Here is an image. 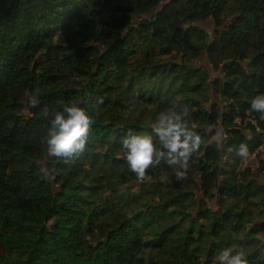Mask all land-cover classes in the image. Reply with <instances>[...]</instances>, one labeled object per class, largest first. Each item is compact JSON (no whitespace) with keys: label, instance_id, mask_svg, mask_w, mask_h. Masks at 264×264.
<instances>
[{"label":"trees","instance_id":"1","mask_svg":"<svg viewBox=\"0 0 264 264\" xmlns=\"http://www.w3.org/2000/svg\"><path fill=\"white\" fill-rule=\"evenodd\" d=\"M209 18L212 37L193 24ZM203 51L222 76L193 66ZM258 92L264 0H0V264H219L225 249L264 264V184L236 170L264 129ZM72 101L92 116L85 150L49 156L42 108ZM184 106L199 183L166 160L137 178L123 139Z\"/></svg>","mask_w":264,"mask_h":264},{"label":"clouds","instance_id":"2","mask_svg":"<svg viewBox=\"0 0 264 264\" xmlns=\"http://www.w3.org/2000/svg\"><path fill=\"white\" fill-rule=\"evenodd\" d=\"M28 104L36 107L39 100L28 98ZM250 108L264 112V92H258L250 100ZM188 108L184 106L161 112L154 125V133L140 134L130 130L122 141L123 156L127 166L137 178L144 179L152 165L166 160L169 165H178L177 179L187 175L189 160L201 145V137L190 130L185 121ZM42 116L48 121L45 135L46 151L52 157H69L85 150L92 125V116L76 101L66 102L61 108H42ZM159 141L157 143L156 141ZM239 155L248 156V147L241 143ZM219 264H249L243 249H225L218 255Z\"/></svg>","mask_w":264,"mask_h":264},{"label":"rangeland","instance_id":"3","mask_svg":"<svg viewBox=\"0 0 264 264\" xmlns=\"http://www.w3.org/2000/svg\"><path fill=\"white\" fill-rule=\"evenodd\" d=\"M155 12V11H153ZM150 15H145L143 16V18L147 19L149 18ZM135 22L138 21V18L134 19ZM195 27H197L198 29H202L204 30L206 33H208V35L210 37L213 36L214 30L218 27L220 28L221 23L217 22L216 20H214L213 18H209L207 20L204 21H198V22H194L193 23ZM168 57V56H167ZM178 58V62H180V56L175 57ZM192 64L194 67H199V68H204L209 74H210V79H213L214 77H220L223 74L221 73V71H216L211 64H209L208 61V56L206 52H202L201 55L194 59L192 61ZM66 69V68H65ZM208 97L209 100L207 101L206 105L209 104V101H211L212 103L216 102L218 104V107L220 109L225 108V105L228 103L227 101H223L219 95L218 97L214 95L212 88H210V91L208 93ZM210 102V103H211ZM208 131L211 130V128L207 129ZM214 133L212 134V137L210 138V142H216L218 143V145L222 142L223 140V133H222V128L220 126L216 127L214 129ZM157 143H159V141H156ZM243 165H241L240 167L236 168V170H240L239 172L241 173L243 170L245 169H249L251 172H249L248 177H246V179H251V180H255L258 183H262L264 184V168L263 171H259V167L261 166V162L259 157H255V158H251V155L249 154L248 156H246V159H243ZM187 178H191V179H196L197 183H199V179L198 175L195 173H189L187 175ZM242 180V177H241ZM159 181H166V178L164 175H159ZM195 194L198 197H202L201 196V192L200 191H195ZM215 195H217V193H215ZM215 195L211 198H206V203L207 206L211 207V208H216V198ZM251 221L250 223L253 221V219H259L258 217V213L257 212H251Z\"/></svg>","mask_w":264,"mask_h":264},{"label":"built area","instance_id":"4","mask_svg":"<svg viewBox=\"0 0 264 264\" xmlns=\"http://www.w3.org/2000/svg\"><path fill=\"white\" fill-rule=\"evenodd\" d=\"M260 132V143L257 148L251 153V158L259 157L260 162L264 163V129L257 128Z\"/></svg>","mask_w":264,"mask_h":264}]
</instances>
